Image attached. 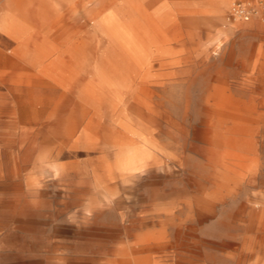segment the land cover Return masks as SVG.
Segmentation results:
<instances>
[{"label":"rangeland","instance_id":"obj_1","mask_svg":"<svg viewBox=\"0 0 264 264\" xmlns=\"http://www.w3.org/2000/svg\"><path fill=\"white\" fill-rule=\"evenodd\" d=\"M0 264H264V4L0 0Z\"/></svg>","mask_w":264,"mask_h":264},{"label":"built area","instance_id":"obj_2","mask_svg":"<svg viewBox=\"0 0 264 264\" xmlns=\"http://www.w3.org/2000/svg\"><path fill=\"white\" fill-rule=\"evenodd\" d=\"M260 4H264V0H259ZM232 14L236 17H239L243 20H249L252 14L254 13V8L244 1L235 2L232 6Z\"/></svg>","mask_w":264,"mask_h":264},{"label":"crops","instance_id":"obj_3","mask_svg":"<svg viewBox=\"0 0 264 264\" xmlns=\"http://www.w3.org/2000/svg\"><path fill=\"white\" fill-rule=\"evenodd\" d=\"M226 6H227V5H226ZM226 6H224V7H226ZM239 22L242 24L241 21H239ZM230 152H233V151H231V150H226V151H225V154H226L227 157L231 155Z\"/></svg>","mask_w":264,"mask_h":264},{"label":"bare ground","instance_id":"obj_4","mask_svg":"<svg viewBox=\"0 0 264 264\" xmlns=\"http://www.w3.org/2000/svg\"><path fill=\"white\" fill-rule=\"evenodd\" d=\"M232 151V150H231ZM230 153H232V152H230ZM240 157V156H239ZM237 158V157H236Z\"/></svg>","mask_w":264,"mask_h":264}]
</instances>
